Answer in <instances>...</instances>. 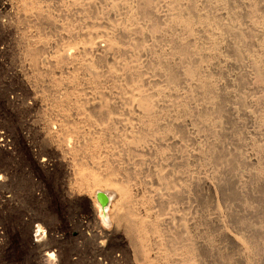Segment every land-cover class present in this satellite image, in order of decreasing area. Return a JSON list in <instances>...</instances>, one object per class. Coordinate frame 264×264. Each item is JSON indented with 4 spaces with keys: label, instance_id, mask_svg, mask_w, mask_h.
<instances>
[{
    "label": "rangeland",
    "instance_id": "rangeland-1",
    "mask_svg": "<svg viewBox=\"0 0 264 264\" xmlns=\"http://www.w3.org/2000/svg\"><path fill=\"white\" fill-rule=\"evenodd\" d=\"M27 1L30 3H25ZM179 1L0 0V264H146L147 257L151 264L190 261L192 264H264V81H261L264 80V1L220 0L225 3L221 6L215 5L219 0ZM252 3L256 4L254 9ZM27 4L35 5L33 10L26 8L27 12L24 8ZM41 15L50 16L52 22ZM180 17L184 20L192 17L195 29L190 42L178 25ZM199 17L211 18L210 22L217 25L211 24L208 29L201 24L198 26ZM236 31L238 36H230ZM205 32L214 38L212 51ZM186 41L191 44L188 49L195 46L197 53H201L199 57L207 55L204 63L194 58L196 61L191 59L186 61L188 64H181L176 54L180 43ZM111 42L116 45L114 50ZM31 49L38 51L37 68L41 69V74L30 64L28 50L31 52ZM206 50L211 52L208 54ZM236 50L241 51V55L238 52L237 56ZM56 56H62L65 61L60 68L53 66ZM86 65L92 70H86ZM184 70H189L188 74ZM259 75L262 79L257 78ZM168 77L171 78L168 80ZM58 78L61 82L56 85L54 81ZM73 78L75 83L70 81ZM207 80L204 83H210L211 89L199 91V85ZM178 81L184 83L178 85ZM69 94L72 97L66 103L64 96L69 97ZM144 95H148L152 103L150 117L140 107ZM205 100L212 107L208 112H204L209 108ZM202 112L206 114L204 118H210L205 119L206 123ZM151 121L164 132L162 139L156 134L153 136V129L148 125ZM218 122L221 124L217 125ZM139 135L140 139L143 137L142 142L132 148L130 140ZM96 140L98 148H89ZM215 144L217 147H213ZM83 146L87 152L81 150ZM72 148L76 150L72 153L74 156ZM206 149L211 154L217 149L215 157L208 152V157L205 156ZM90 153L93 156L88 157ZM223 153H234L235 167L240 168H226L225 160L229 156ZM216 156H221L219 163ZM236 156L243 158L241 163ZM99 160L102 162L98 163ZM221 160L225 161L223 165ZM77 161L101 178H115L120 187L121 183L123 187L126 185L128 193L124 206L120 207H126L124 210L131 212L132 219L148 220L147 224L152 221L161 229L159 234L162 231L169 235L170 243L165 247L169 252L167 261L159 255L161 247L155 242L154 234H148L152 237L148 236L147 251H141L135 235L127 233L123 222L113 216L119 199L113 189L90 184L91 190L89 184L82 186L77 182ZM157 175L169 177L170 181L178 178L175 190L171 189L174 194L171 190L167 192L169 186L164 188ZM204 180L211 182L212 188L202 185ZM179 188L180 191H176ZM98 193L113 196L106 210L101 208ZM38 229L42 232L38 233ZM223 230L241 237L252 256L240 261L235 245L218 236ZM178 233H184L182 237L190 234L193 243L199 246L203 240L210 241L217 253L201 250L195 257L198 262L193 263L196 260H188L186 256L188 259L183 261V256L180 262L181 256L177 258L180 254L171 251V247L180 246V241L170 245L172 236ZM49 246L56 251L53 262L43 256Z\"/></svg>",
    "mask_w": 264,
    "mask_h": 264
},
{
    "label": "bare ground",
    "instance_id": "bare-ground-1",
    "mask_svg": "<svg viewBox=\"0 0 264 264\" xmlns=\"http://www.w3.org/2000/svg\"><path fill=\"white\" fill-rule=\"evenodd\" d=\"M29 1H30V0H29ZM146 1H147V0H146ZM180 1H181V0H180ZM180 1H179V2H180ZM188 1H189V0H188ZM188 1H187V2H188ZM205 1H206V0H205ZM211 1H212V0H211ZM226 1H227V0H226ZM241 1H243V0H241ZM249 1H250V0H249ZM253 1H254V0H253ZM263 1H264V0H263ZM183 2H184V1H183ZM224 2H225V1H224ZM235 2H236V1H235ZM256 2H258V1H256ZM25 3H30V2L27 1V2H25ZM31 3H32V2H31ZM193 3H194V2H193ZM213 3H214V2H213ZM236 3H237V2H236ZM241 3H242V2H241ZM254 3H255V2H254ZM33 4H34V2H33ZM35 4H36V3H35ZM186 4H187V3H186ZM214 4H215V3H214ZM222 4H225V3H223V1L221 2V1L219 0L215 5H220V6H221ZM226 4H227V3H226ZM229 4H230V3H229ZM231 4H232V3H231ZM250 4H251V2H250ZM252 4H253V3H252ZM31 5H32V4H31ZM142 5H144V2H143ZM179 5H180V4H179ZM189 5H190V4H189ZM189 5H188V6H189ZM209 5H210V3H209ZM215 5H214V6H215ZM254 5L256 6V4H253V6H252L253 9H254ZM257 5H258V4H257ZM259 5H260V4H259ZM262 5H263V4H261V6H262ZM28 6H29V7H28ZM34 6H35V5L31 6V7H32V10H33ZM144 6H145V5H144ZM180 6H181V5H180ZM188 6H187V7H188ZM227 6H228V5H227ZM229 6H230V5H229ZM250 6H251V5H250ZM31 7H30V4H29V5L27 4V5L24 6L25 9H26V8L28 9V8H31ZM196 7H197V6H196ZM242 7H243V6H242ZM259 7H260V6H259ZM259 7H258V8H259ZM144 8H146V10H147V7H146V6H145ZM188 8H189V7H188ZM246 8H247V7H246ZM27 9H26V10H27ZM141 9H142V8H141ZM179 9H180V8H179ZM182 9H183V7H182ZM232 9H233V8H232ZM237 9H238V8H237ZM242 9H243V8H242ZM250 9L253 10L251 7H250ZM143 10H144V9L141 10V11H142V14H143V12H145V11H143ZM194 10H195V9H194ZM260 10H261V9H260ZM262 10H263V9H262ZM34 11H35V10H34ZM183 11H184V10H183ZM255 11H257V10H255ZM258 11H259V10H258ZM27 12H28V10H27ZM29 12H32V11H29ZM93 12H94V11H93ZM191 12H192V11H191ZM246 12H247V11H246ZM32 13H33V12H32ZM239 13H240V12H239ZM252 13H253V12L251 11V14H252ZM180 14H181V12H180ZM180 14H179V16H180ZM182 14H183V13H182ZM185 14H186V13H185ZM233 14H234V13H233ZM36 15H37V14H36ZM147 15H148V13H147ZM183 15H184V14H183ZM241 15H243V14H241ZM263 15H264V14H263ZM37 16L39 17V15H37ZM43 16H44V15H43ZM43 16L41 15V17H43ZM143 16H145V15L143 14ZM181 16H182V15H181ZM187 16H188V15H187ZM231 16H232V15H231ZM38 17H37V19H38ZM41 17H40V18H41ZM44 17L47 18V19H46L47 22H49V23L52 22V21H51L52 19H51L50 16L47 17V16L45 15ZM44 17H43V19H45ZM145 17H146V16H145ZM175 17H176V16H175ZM202 17H205V16H202ZM206 17H207V16H206ZM235 17H236V16H235ZM245 17H246V16H245ZM176 18L178 19V14H177V17H176ZM182 18H184V17H182ZM191 18H192V17H190L189 19L184 20V19H181V17H180L179 24H178V25L182 28V31H183L184 33H186L187 36L190 38L189 42L192 40L191 37H192L193 32H194V29H195V28H194V25H193L194 23L191 22ZM208 18H209V17H208ZM41 19H42V18H41ZM197 19H198V18H197ZM209 19H211V18H209ZM209 19H207V18H200V17H199V20H198L199 22H197V23H198V26L201 24L202 26H203V25H204V26H207V29H208V27H209L211 24H213V23L210 22ZM238 19H239V17H238ZM250 19H251V18H250ZM255 19H256V18H255ZM192 20H193V19H192ZM211 20H212V19H211ZM214 20H215V19H214ZM218 20H219V18H218ZM260 20H261V19H260ZM220 21H221V20H220ZM258 21H259V20H258ZM176 22H177V21H176ZM193 22H194V21H193ZM218 23H219V22H218ZM221 23H222V22H221ZM256 23H257V22H256ZM152 24H153V23H152ZM176 24H177V23H176ZM215 24H216V23H215ZM215 24H213V25H215ZM249 24H250V23H249ZM216 25H217V24H216ZM250 25H251V24H250ZM152 26H153V25H152ZM155 26H157V25L155 24ZM158 26H159V25H158ZM179 26H178V27H179ZM202 26H201V27H202ZM176 27H177V26H176ZM227 27H228V26H227ZM156 28H157V27H156ZM210 28H211V27H210ZM210 28H209V29H210ZM223 28H224V26H223ZM241 28H242V27H241ZM151 29H152V28H151ZM154 29H155V28H154ZM157 29H158V28H157ZM178 29H179V28H178ZM215 29H216V28H215ZM218 29H219V28H218ZM230 29H231L230 31H232V28H230ZM180 30H181V29H180ZM221 30H222V28H221ZM223 30H225V29H223ZM151 31H152V30H151ZM155 31H156V29H155ZM155 31H154V32H155ZM178 31H179V30H178ZM182 31H181V32H182ZM199 31H200V30H199ZM203 31H204V30H203ZM206 31H207V30H206ZM208 31H209V30H208ZM227 31H228V30H227ZM238 31H240V30H238ZM244 31H245V30H244ZM255 31H256V30H255ZM149 32H150V31H149ZM221 32H222V31H221ZM224 32H226V31H224ZM228 32H229V31H228ZM249 32H250V31L245 32V33H249ZM152 33H153V32H152ZM178 33H179V32H178ZM202 33H203V32H202ZM202 33H201V34H202ZM229 33H230V32H229ZM229 33H228V34H229ZM236 33H237V31L235 32V34H232V35L229 34V35H230V36H233V35H234V36H235V35L238 36ZM198 34H199V33H198ZM220 34H221V33H220ZM226 34H227V32H226ZM226 34H224V35L226 36ZM239 34H240V33H239ZM242 34H243V33H242ZM184 35H185V34H184ZM194 35H195V34H194ZM202 35H203V34H202ZM205 35H206V32H205ZM212 35L215 36L214 34H212ZM212 35H209V36H212ZM240 35H241V34H240ZM247 35L249 36V34H247ZM199 36H200V35H199ZM199 36H198V37H199ZM206 36H207V35H206ZM206 36H205V37H206ZM213 36H212V37H213ZM218 36H219V35H218ZM244 36H245V34H244ZM250 36H251V35H250ZM250 36H249V38H250ZM198 37H197V38H198ZM207 37H208V36H207ZM239 37H240V36H239ZM241 37H243V35H242ZM189 38H188V39H189ZM202 38H203V37H202ZM221 38H222V37H221ZM232 38H233V37H232ZM236 38H238V37H236ZM244 38H247V37H244ZM244 38H243V39H244ZM259 38H260V37H259ZM259 38H258V40H259ZM193 39H194V38H193ZM208 39L210 40V44L212 45V48H211V51H212V49H214V46H215V42H214V40H213L214 38L212 39L211 37H208ZM233 39H234V38H233ZM243 39H242V40H243ZM185 40H187V39H184V41H185ZM216 40H217V39H216ZM234 40H235V39H234ZM239 40L241 41V38H239L238 41H239ZM247 40H248V38L246 39V41H247ZM193 41H194V40H193ZM205 41H206V40H205ZM232 41H233V40H232ZM243 41H244V40H243ZM248 41H249V40H248ZM113 42H115V41H113ZM113 42H111V43H113ZM206 42H207V41H206ZM225 42H226V41H225ZM191 43H192V42H191ZM216 43H217V42H216ZM228 43H229V42H228ZM228 43H226V44H228ZM239 43H240V42H239ZM239 43H238V44H239ZM241 43H242V41H241ZM248 43H249V42H248ZM256 43H257V42H256ZM244 44H245V41H244ZM249 44H251V42H250ZM110 45L112 46V49L114 50V48H115L116 45L113 46L114 43H113V44H110ZM189 45H191V44H189V43L187 44V41H186V42H181V43H180V47L178 48V49H180V50L178 51V50L176 49V50L178 51V53H177L178 56H177V54H176V57H177V58L179 57V61L181 62V64H182V62H184L185 64H188V63H186V61L191 60V59H194V58H195L196 60H199V61H201V62L204 63V61H205L207 55H206V56H203V57H199V56L201 55V53H200V55L198 54L199 52L197 53L196 49H194L195 46H193L194 48H190V47H192V46H190V47H189L190 50H189V49H188V46H189ZM208 45H209V44H208ZM228 45H229V44H228ZM230 45H231V44H230ZM232 45H233V44H232ZM206 46H207V44H206ZM246 46H247V45H246ZM258 46H259V45H258ZM261 46H263V45H261ZM109 47H110V46H109ZM133 47H134V46H133ZM177 47H178V46H177ZM229 47H230V46H229ZM233 47H234V46H233ZM240 47H241V46H240ZM252 47H253V46H252ZM117 48H118V47H117ZM248 48H249V47H248ZM208 49H209V48H208ZM215 49H216V48H215ZM238 49H239V48H238ZM33 50H34V51H32V49H31V52L28 50V52H29L28 56H29V59L31 60V61H30V60H29V61L31 62L30 64H31L32 66H33V65L36 66V67H34V66H33V67L36 68V69L38 70V72H39V70H41V69H38V68H37V67H38V66H37V64H38V61H37V60H39V59H37V58H38V57H37V55H38L37 52H38V51H35V49H33ZM198 50H199V49H198ZM200 50H201V49H200ZM239 50H241V49H239ZM239 50H236V51H235V53H236L237 56H239V53L241 52V51H239ZM244 50H245V48H244ZM250 50H251V49H250ZM250 50H249V51H250ZM253 50H254V49H253ZM204 51H205V50H204ZM206 51H207V50H206ZM211 51H207L208 54H209ZM249 51H247V52H249ZM39 52H40V51H39ZM238 52H239V53H238ZM36 53H37V54H36ZM202 53H203V52H202ZM245 53H246V52H245ZM204 54H205V53H204ZM233 54H234V53H233ZM233 54H232V55H233ZM243 54H244V52H243ZM216 55H217V54H216ZM236 55H235V57H236ZM240 55H241V53H240ZM38 56H39V55H38ZM68 56H69V55H68ZM209 56H210V55H209ZM209 56H208V57H209ZM247 56H248V55H247ZM249 56H250V55H249ZM254 56H255V54H254ZM198 57H199V58H198ZM241 57H242V56H241ZM241 57H240V58H241ZM64 58H66V57H64ZM68 58H69V57H68ZM215 58H216V57H215ZM233 58H234V57H233ZM257 58H258V57H257ZM195 59H194V60H195ZM217 59H218V58H217ZM231 59H232V58H231ZM235 59H236V58H235ZM235 59H234V60H235ZM245 59H246V58H245ZM245 59H244V60H245ZM53 60L55 61V62H54L55 64H53V66H55V67H56V66H59L58 68H60V67H61L60 65H62V64L65 62L62 56H58V57L56 56L55 59H53ZM196 60H195V61H196ZM209 60H210V58H209ZM212 60H213V59H212ZM39 61H40V60H39ZM195 61H193V62H195ZM261 61H262V60H261ZM158 62H159V61H158ZM177 62H178V61H177ZM180 62H179V63H180ZM197 62H198V61H197ZM201 62H200V64H201ZM254 62H255V61H254ZM155 63H156V62H155ZM190 63H191V62H190ZM206 63L208 64L209 62H206ZM237 63H238V62H237ZM251 63H252V62H251ZM256 63H257V62H255V64H256ZM181 64H179V65H181ZM197 64H198V63H197ZM212 64H213V63H212ZM212 64H211V65H212ZM257 64H259V63H257ZM257 64H256V65H257ZM38 65H39V64H38ZM88 65H90V64H88ZM160 65H161V64H160ZM190 65H191V64H190ZM201 65H202V64H201ZM201 65H200V66H201ZM251 65H252V64H251ZM184 66H186V65H184ZM198 66H199V65H198ZM200 66H199V68H200ZM214 66H216V65H214ZM226 66H227V64H226ZM235 66H236V65H235ZM86 67H87V65H86ZM159 67H160V66H159ZM161 67H162V66H161ZM179 67H180V66H179ZM186 67H187V66H186ZM192 67H193V66H192ZM210 67H211V66H210ZM242 67H243V66H242ZM253 67H255V65H254ZM39 68H40V67H39ZM84 68H85V67H84ZM88 68H90V67L88 66L87 69H86V68H85V69L88 70ZM163 68H164V67H163ZM181 68H182V65H181ZM187 68H188V67H187ZM189 68H190V67H189ZM199 68H198V69H199ZM205 68H206V67H205ZM212 68H213V67H212ZM260 68H262V67H260ZM158 69H159V68H158ZM164 69H165V68H164ZM182 69H184V68H182ZM185 69H186V68H185ZM191 69H192V68H191ZM201 69H202V68H201ZM218 69H219V68H218ZM254 69H255V68H254ZM257 69H259V66L256 68V71H255L256 74H257V72H258ZM89 70H92V69L90 68ZM189 70H190V69H189ZM189 70H188V71H189ZM205 70H206V69H205ZM42 71H43V69H42ZM42 71H41V72H42ZM134 71H135V70H134ZM134 71H133V72H134ZM188 71H185V70H184V73L186 72V73L188 74ZM192 71H193V70H192ZM194 71H195V70H194ZM135 72H136V71H135ZM164 72H165V71H164ZM170 72H171V71H170ZM195 72H196V71H195ZM260 72H262V70H260ZM260 72H259V73H260ZM263 72H264V71H263ZM168 73H169V72H168ZM191 73H192V72H191ZM201 73H202V72H201ZM218 73H219V71H218ZM243 73H244V72H243ZM259 73H258V74H259ZM39 74H41V73L39 72ZM42 74H43V73H42ZM131 74H133V73L131 72ZM134 74H136V73H134ZM134 74H133V75H134ZM166 74H167V73H166ZM176 74H177V73H176ZM180 74H181V73H180ZM189 74H190V72H189ZM194 74H195V73H194ZM256 74H255V75H256ZM260 74H261V73H260ZM172 75H173V74H172ZM172 75H171V76H172ZM199 75H200V74H199ZM205 75H206V74H205ZM205 75H204V76H205ZM261 75H262V74H261ZM261 75H259V77H257V78H258V79H260V78L262 79V76H263V75H262V76H261ZM92 76H93V75H92ZM167 76H169V74H168ZM173 76L176 77L175 74H174ZM177 76H178V75H177ZM191 76H192V74H191ZM196 76H197V75H196ZM240 76H241V75H240ZM94 77H95V75H94ZM175 77H174L173 79H176V78H177V77H176V78H175ZM185 77H186V74H185ZM192 77H193V76H192ZM201 77H202V76H201ZM242 77H243V76H242ZM96 78H97V77H96ZM132 78H133V77H132ZM169 78H171V77H168V80H169ZM182 78H183V76H182ZM206 78H207V77H206ZM209 78H210V77H209ZM54 79H55V78H54ZM93 79H95V78H93ZM97 79H98V78H97ZM173 79H172V80H173ZM180 79H181V76H180ZM211 79H212V78H211ZM263 79H264V78H263ZM133 80H134V79H133ZM185 80H186V79H185ZM70 81H71V83H73V82L75 83V79H74V78H73L72 80H70ZM70 81H69V82H70ZM72 81H73V82H72ZM92 81H93V80H92ZM94 81H95V80H94ZM181 81H182V79H181ZM181 81H178V85L180 84L179 82H181ZM209 81H210V80H209ZM211 81H212V80H211ZM211 81H210V82H211ZM239 81H240V80H239ZM239 81H238V83H239ZM243 81H244V80H243ZM261 81H264V80H261ZM54 82H55L56 85H58V84H60L61 81H60L59 78H58V80H57V81L55 80ZM170 82H171V80H170ZM204 82H208V80H207V81H203V83H204ZM171 83L173 84V82H171ZM183 83H184V82H183ZM183 83H182V84H183ZM199 83H200V82H199ZM201 83H202V82H201ZM245 83H246V82H245ZM174 84H175V82H174ZM182 84H180V85H182ZM209 84H210V83H209ZM209 84H208V85H207V84L205 85V83H204V85H202V86H201V84H200L198 90L200 91V89H201V90L204 89L205 91H207V90H209V88L211 89L212 86L209 85ZM258 84H259V83H258ZM189 85H190V84H189ZM192 85L194 86V84H192ZM241 85H243V84H241ZM54 86H55V85H54ZM196 86L198 87V85H196ZM210 86H211V87H210ZM200 87H201V88H200ZM182 88H183V87H182ZM190 88H191V87H190ZM182 90H183V89H182ZM204 90H203V91H204ZM69 92H70V91H69ZM186 92H187V90H186ZM195 92H197V91H195ZM208 92H209V91H208ZM210 92H211V90H210ZM210 92H209V93H210ZM182 93H183V92H182ZM188 93H189V92H188ZM188 93H187V94H188ZM200 93H202V91H201ZM203 93H204V92H203ZM212 93H213V91H212ZM212 93H211V94H212ZM215 93H216V92H215ZM65 94H66V93H65ZM70 94H71V93H70ZM70 94H69V97L66 95L68 98H67L66 96H64V100H63V101H65L66 103L69 102V101H70L69 98H70V96H71ZM194 94H195V93H194ZM206 94H208V93H206ZM213 94H214V93H213ZM195 95H196V94H195ZM216 95H217V94H216ZM216 95H214V100H215ZM139 96H140V95H139ZM202 96H203V94H202ZM210 96H211V95H210ZM218 96H219V95H218ZM262 96H263V95H262ZM71 97H72V96H71ZM148 97H149L148 95H147V97H146L145 95H144V97H141V99H140V100H141V103H140L141 106H140V107L142 108V111H144L143 113H144L145 115H147V116L149 115L148 117H150L151 114H153V113L151 112V109H152L153 107L151 106L152 103H151V101H150V98H148ZM180 97H181V96H180ZM196 97H197V96H196ZM198 97H199V96H198ZM178 98H179V97H178ZM189 98H190V97H189ZM205 98H206V96H205ZM207 98H208V97H207ZM212 98H213V97H212ZM179 99H180V98H179ZM191 99H192V98H191ZM201 99H202V98H201ZM220 99L223 100L224 98H220ZM220 99H219V100H220ZM260 99H261V98H260ZM68 100H69V101H68ZM185 100H186V99H185ZM202 100H203V99H202ZM207 100H208V99H207ZM207 100H205V103L208 102L210 99H209L208 101H207ZM211 100H212V99H211ZM211 100H210V101H211ZM222 100H221L220 102H222ZM224 100H225V99H224ZM60 101H61V100H60ZM63 101H62V102H63ZM210 101H209V102H210ZM238 101H239V100H238ZM240 101H241V100H240ZM62 102H60V104H61ZM65 102H64V104H65ZM139 102H140V101H139ZM188 102H189V101H188ZM209 102H208V104H207L208 107H209V105H210ZM213 102H215V101H213ZM185 103H186V102H185ZM201 103H202V102H201ZM224 103H225V102H224ZM240 103H241V102H240ZM179 104L181 105V103H179ZM182 104H183V103H182ZM187 104H188V103H187ZM213 104H216V102L213 103ZM241 104H242V103H241ZM183 105H184V104H183ZM202 105H203V104H202ZM224 105H225V104H224ZM218 106H220V105H218ZM218 106H217V107H218ZM221 106H222V105H221ZM60 107H61V106H60ZM62 107H63V106H62ZM62 107H61V108H62ZM103 107H104V106H103ZM185 107H186V106H185ZM185 107H184V108H185ZM210 107H211V106H210ZM210 107L208 108L207 111H206L207 108L205 109V111L202 110V109H201V110L204 111V112H208L209 109H210ZM222 107H223V106H222ZM222 107H220V108H222ZM180 108H181V107H180ZM188 108H189V106H188ZM188 108H187V109H188ZM203 108H205V105H204ZM211 108H212V107H211ZM189 109H190V108H189ZM213 109H214V108H213ZM215 109H216V107H215ZM77 110H78V109H77ZM152 110H153V109H152ZM210 110H211V109H210ZM221 110H224V109H221ZM221 110H220V111H221ZM103 111H104V108H103ZM181 111H182V110H181ZM215 111H216V110H215ZM226 111H227V110H226ZM226 111H224V112H226ZM98 112L100 113V110H99ZM104 112H105V111H104ZM106 112H107V110H106ZM184 112H185V111H184ZM204 112H202V114H204ZM210 112H211V111H210ZM212 112H213V110H212ZM221 112H223V111H221ZM193 113H194V112H193ZM195 113H196V112H195ZM195 113H194V114H195ZM200 113H201V112H200ZM213 113L215 114V112H213ZM228 113H229V112H228ZM102 114H104V113H102V109H101V115H102ZM207 114H208V113H207ZM216 114H217V113H216ZM222 114H223V113H222ZM196 115H197V114H196ZM205 115H206V114H204L202 118H203L204 120H205V119L207 120L209 117H208V118H206V117L204 118ZM208 115H209V114H208ZM218 115H220V113H219ZM218 115H217V116H218ZM223 115H224V114H223ZM154 116H155V115H154ZM201 116H202V115H201ZM215 116H216V115H215ZM227 116H228V115H227ZM192 117H193V116H192ZM195 117H196V116H195ZM199 117H200V116H199ZM219 117H221V116H219ZM229 117H230V116H229ZM146 119H147V117H146ZM197 119H199V118H197ZM209 119H210V118H209ZM215 119H216V117H215ZM215 119H214V120H215ZM204 120L201 121V122L203 123ZM206 120H205V123H206ZM214 120H213V121H214ZM218 120H219V119H218ZM192 121H193V120H192ZM194 121H195V120H194ZM230 121H231V120H230ZM230 121H229V122H230ZM232 121H234V120H232ZM69 122H70V121H69ZM214 122H217V120L214 121ZM67 123H68V122H67ZM227 123H228V122H227ZM227 123H226V124H227ZM230 123H232V122H230ZM230 123H229V124H230ZM233 123H234V122H233ZM199 124H200V123H199ZM212 124H213V122H212ZM220 124H221V123H220ZM220 124H219V122H218L217 125H220ZM261 124H262V123H261ZM148 125H149L150 128L153 129V130L151 129V130L153 131L152 133L154 134L153 136H155V134H156V136H158V137H160V138L162 139V134H163L164 132H163V133L160 132L161 129H160V131H159L158 126H157V124L155 123V121H151ZM148 125H147V126H148ZM178 125H181V123L178 124ZM178 125H177V126H178ZM209 125H210V123H209ZM217 125H216V126H217ZM224 125H225V124H224ZM238 125H239V124H238ZM165 126H166V125H165ZM194 126H195V125H194ZM205 126L207 127V124H205ZM212 126H214V124H213ZM229 126H230V125H229ZM166 127H167V126H166ZM210 127H211V125H210ZM217 127H218V126H217ZM223 127H224V126H223ZM160 128H161V126H160ZM199 128H200V127H199ZM204 128H205V127H204ZM208 128H209V126H208ZM208 128H207V130L209 131L210 128H209V129H208ZM212 128H213V127H212ZM220 128H222V127H220ZM236 128H237V127H236ZM166 129H167V128H166ZM166 129H165V130H166ZM181 129H183V128H181ZM201 129H202V128H201ZM201 129H200V130H201ZM74 130H75V129H74ZM202 130H203V129H202ZM207 130H206V128H205V131H207ZM214 130H217V129L215 128ZM214 130L212 129L213 132H214ZM227 130H228V128H227ZM72 131H73V129H72ZM167 131H168V130H167ZM169 131H170V129H169ZM198 131H199V129H198ZM205 131H204V132H205ZM218 131H219V130H218ZM231 131H232V130H231ZM200 132H201V131H200ZM220 132H221V131H220ZM220 132H219V133H220ZM222 132H223V131H222ZM222 132H221V134H222ZM225 132H226V131H225ZM236 132H237V131H236ZM236 132H235V133H236ZM168 133H169V132H168ZM178 133H179V130H178ZM182 133H183V132H182ZM206 133H207V132H206ZM209 133H211V131H209L208 134H209ZM214 133H215V132H214ZM228 133H229V131H228ZM230 133H231V132H230ZM230 133H229V134H230ZM150 134H151V133H150ZM150 134H149V135H150ZM165 134H166V132H165ZM171 134H172V133H171ZM200 134H201V133H200ZM216 134H218V133H216ZM167 135H168V134H167ZM184 135H185V134H184ZM212 135H213V133H212ZM233 135H234V134H233ZM156 136H155V137H156ZM163 136H164V135H163ZM171 136H172V135H170V137H171ZM204 136H205V135H204ZM214 136H215V134H214ZM216 136H217V135H216ZM218 136L220 137V136H222V135H218ZM223 136H224V135H223ZM227 136H228V135H227ZM230 136H231V135H230ZM209 137H210V135H209ZM236 137H237V136H236ZM141 138L143 139V137H141ZM152 138H153V137H152ZM160 138H159V139H160ZM204 138H205V137H204ZM207 138H208V137H207ZM212 138H213V137H212ZM226 138H227V137H226ZM233 138H234V137H233ZM142 139H140V135H139V138H138V137H137V138H136V137L132 138V140H130V143H129V144L132 145V148H136V147L139 146L140 142H142V141H141ZM165 139H166V138H165ZM167 139H168V138H167ZM169 139H170V138H169ZM169 139H168V140H169ZM224 139H225V138H224ZM235 139H237V138H235ZM155 140H156V139H155ZM206 140H208V139H206ZM218 140H219V139H218ZM242 140H243V138H242ZM1 141H2V140H1V136H0V142H1ZM88 141H90V140H88ZM88 141H87V142H88ZM161 141H162V140H161ZM163 141H164V140H163ZM171 141H172V140H171ZM211 141H212V139H211ZM223 141H224V140H223ZM237 141H238V139H237ZM87 142H86V143H87ZM91 142H92V141H91ZM128 142H129V141H128ZM143 142H144V141H143ZM173 142H174V141H173ZM218 142L221 144L220 141H218ZM84 143H85V142H84ZM84 143H83V145H84ZM86 143H85V144H86ZM92 143H93V144H92ZM92 143H90V144H92V146H90V145L88 146L89 148L92 147L93 150H95L96 148H98V146H99V142H98V140L93 141ZM212 143H213V142H212ZM223 143H224V142H223ZM234 143H235V142H234ZM242 143H243V142H242ZM216 144H218V143H216ZM216 144H215V145H216ZM232 144H233V143H232ZM236 144H237V142H236ZM131 145H130V146H131ZM215 145H214L213 147H217V145H216V146H215ZM221 145H223V144H221ZM238 145H239V144H238ZM81 146H82V145H81ZM81 146H80V147H81ZM142 146H143V145H142ZM163 146H164V145H163ZM163 146H162V147H163ZM210 146H212V145H210ZM233 146H234V145H233ZM0 147H1V145H0ZM85 147H86V146H85ZM85 147L83 146L81 150L84 151V150L86 149ZM176 147H177V146H176ZM206 147H207V146H206ZM222 147H223V146H222ZM224 147H225V146H224ZM78 148H79V147H78ZM157 148H159V147H157ZM164 148H165V147H164ZM179 148H180V147H179ZM218 148H219V146H218ZM226 148H227V147H226ZM228 148H229V147H228ZM235 148H236V147H235ZM75 149H76V148H75ZM138 149H139V148H138ZM202 149H203V148H202ZM210 149H211V147H210ZM260 149H261V148H260ZM73 150H74L73 148H72V150H70V151H72L71 154H72V153H76V150H74L75 152H73ZM91 150H92V149H91ZM160 150H161V149H160ZM177 150H178V149H177ZM206 150H208V151H206L205 156H207V152H208L209 155H214V153L216 154V150H217V149H216V150L214 149L215 152L212 153V154H211V151L209 152V149H206ZM218 150H219V149H218ZM132 151H133V150H132ZM166 151H167V150H166ZM172 151H173V150H172ZM172 151H170V152H172ZM181 151H182V150H181ZM199 151H200V150H199ZM212 151H213V149H212ZM224 151H225V150H224ZM227 151H228V150H227ZM235 151H236V150H235ZM86 152H87V149H86ZM161 152H162V151H161ZM168 152H169V150H168ZM182 152H183V151H182ZM219 152L221 153V150H220ZM222 152H223V150H222ZM233 152H234V151H233ZM237 152H238V151H237ZM77 153H80V151L78 152V150H77ZM158 153H159V152H157V154H158ZM174 153H175V152H174ZM179 153H180V152H179ZM199 153H200V152H199ZM240 153H241V151H240ZM263 153H264V152H263ZM90 154H91V153H90ZM92 154H93V151H92ZM92 154L89 155V156L87 155V156H88V157L93 156ZM160 154L162 155L163 153H160ZM166 154H168V153H166ZM182 154L184 155V153H182ZM203 154H204V152H203ZM203 154H202V155H203ZM217 154H219V153L217 152ZM223 154L226 155V153H223ZM229 154H230V153H229ZM235 154H237V153H235ZM72 155L74 156V154H72ZM168 155H169V154H168ZM220 155L223 156L222 154H220ZM232 155H234V153H233ZM232 155H226V156H227V157L229 156L228 158L230 159ZM238 155H239V154H238ZM240 155H242V154H240ZM76 156H77V155H76ZM84 156H85V155H84ZM171 156H172V155H171ZM221 156H220V157H221ZM226 156H223L222 158L225 159ZM182 157H183V156H182ZM186 157H187V156H186ZM207 157H208V156H207ZM214 157H215V155H214ZM220 157L216 156L217 160H218ZM227 157H226V159H227ZM232 157H233V156H232ZM237 157H238V159H239V156H236V158H237ZM85 158H86V156H85ZM168 158H169V157H168ZM198 158H199V157H198ZM210 158H211V157H210ZM92 159H93V158H92ZM176 159H178V158H176ZM229 159H228V160H225V161H226L225 164L227 165L226 168L229 167L230 170L234 168V170H235L236 168L239 167V165H237L238 167H235V165H236V164H235V161H234V159H235V155H234V157H233V160H232V159L229 160ZM240 159H241V157H240ZM240 159H239V160H240ZM90 160H91V159H90ZM140 160H141V159H140ZM184 160H186V159H184ZM187 160H188V159H187ZM193 160H194V159H193ZM214 160H215V159H214ZM217 160H216V161H217ZM241 160H243V158H242ZM241 160H240V163H241ZM99 161H100V160H99ZM211 161H212V160H211ZM211 161H210V162H211ZM225 161H223V163H222V160H221L222 165L224 164ZM227 161H228V163H227ZM237 161H238V160H237ZM77 162H78V161H77ZM77 162H76V164H77ZM96 162H97V161H96ZM101 162H102V161H100V162H98V163H101ZM208 162H209V161H208ZM214 162H215V161H214ZM219 162H220V161L218 160L217 163H219ZM242 162H243V161H242ZM78 163H79V164H77V167L79 168V171H78L77 174H78L79 179H78L77 182H78L79 184H81L82 186H86L85 184H89L91 190L93 189L92 187H95V186L99 187V186H101V185H104V187L106 186V188L108 187V188L113 189V192L115 191L116 194H117V196L119 197L118 201L116 200V203H117V204H115V205H116V207H115L116 209L114 210V211H116V212H114L113 216L118 220V222H120V223L123 222L124 227H125V230L127 231V233H131V234L133 235V237H134V235H135V237H136V238L138 239V241H139V242L137 243V244L139 245L138 247L140 248V247L142 246V250H141V251H144V250L147 251V248H148V244H147L148 242H147V241H148V239H149V238H148V236H149L148 234H151L152 236H153V234H154V236L157 238V240H155V242L157 243L158 246L161 247V250H160V252H159V253H160L159 255H161V259H163L164 261H165V260L167 261V260H168L167 258H168V253H169V252L166 251L165 247H166L167 245H169V243H170V240H169V239H171V238L168 237L169 235L167 236L166 234L162 233V231H161L162 234H161V233L159 234V232H160L161 229L158 228V226H157L155 223H153L152 221H151V223L147 224V223H148V222H147L148 220L146 221V222H147V223H146V222H144V221L142 222V220H139V222H138V220L136 221V219H132L133 215L131 214V212H129V211H125L124 209H126V207H125V208H124V207L121 208L122 206L120 207V205H123V203L125 202V200H126V194L128 193V189L125 190V186H126V185L123 187V184L121 183L122 187L124 188V189H123L122 187L119 186V185H120V184H119V181L113 180V179H115V178H113V179H111V177H110V178H107V179H106V178H101V177H99L96 173L92 172V170L90 171V170L86 169V168H85L86 165L84 164V165H85V166H84V165H83V162H81V163L78 162ZM98 163H97V164H98ZM182 163H185V162H182ZM211 163H212V162H211ZM217 163H216V166H217ZM236 163H237V162H236ZM246 163H247V162H246ZM238 164H239V163H238ZM99 165H100V164H99ZM178 165H180V164H178ZM222 165H221V166H222ZM240 165H241V164H240ZM75 166H76V165H75ZM107 166H108V168H109V165H106V167H107ZM241 166H242V165H241ZM108 168H107V169H108ZM217 168H218V167H217ZM221 168H222V167H221ZM239 168H240V167H239ZM241 168H242V167H241ZM110 169H111V168H110ZM114 169H115V168H114ZM114 169H112V170H114ZM244 169H245V168H244ZM108 170H109V169H108ZM124 170H125V169H124ZM178 170H179V169H178ZM220 170H221V169H220ZM226 170H227V169H226ZM109 171H110V170H109ZM215 171H216V169H215ZM215 171H213V172H215ZM155 172H156V171H155ZM155 172H154V173H155ZM178 172L181 173V170L178 171ZM183 172H184V171H183ZM183 172H182V173H183ZM225 172H226V171H225ZM230 172H233V171H230ZM234 172H235V171H234ZM239 172L241 173V171H239ZM110 173H111V172H110ZM112 173H114V171H112ZM116 173H117V172H116ZM116 173H115V174H116ZM168 173H169V172H168ZM176 173H177V172H176ZM115 174H114V175H115ZM155 174H156V173H155ZM155 174H154V175H155ZM163 174H164V173H162L161 175H163ZM177 174H178V173H177ZM177 174H175V175H177ZM183 174H184V173H183ZM232 174H233V173H232ZM235 174H236V172L234 173V175H235ZM161 175H159V176L157 175V176H158V181H159V183H161V184L163 183L162 185H165L164 188H167L168 186H169V187H173V188H169V187H168L167 192H170L171 189H174V190H175L174 187H175V184L177 183L175 180H177L178 178L174 180V179L172 178L173 176H171L172 179H171V178H170V179H171L172 181H170V180H169V177H167V178L165 177L166 179L169 180V181H168V180L165 181L164 176H161ZM166 175H167V173H166ZM168 175H169V174H168ZM170 175H171V174H170ZM214 175H215V174H214ZM236 175H237V174H236ZM76 176H77V175H76ZM180 176H181V175H180ZM238 177H239V176H238ZM257 177H258V176H257ZM126 178H128V177H126ZM151 178H152V176H151ZM196 178H197V177H196ZM196 178H195V179H196ZM252 178H253V177H252ZM154 179H155V178H154ZM154 179H152V180L154 181ZM250 179H251V177H250ZM254 179H255V178H254ZM150 180H151V179H150ZM156 180H157V177H156ZM156 180H155V181H156ZM173 180H174V181H173ZM234 180H235V179H234ZM236 180H237V179H236ZM158 181H157V182H158ZM177 181H178V180H177ZM179 181H180V179H179ZM181 181H182V180H181ZM185 181H186V180H185ZM197 181L199 182L198 179H197ZM197 181L195 180L196 183H197ZM200 181H201V180H200ZM220 181H221V180H220ZM220 181H219V182H220ZM126 182H127V181H126ZM126 182H125V183H126ZM187 182H188V181H187ZM236 182H237V181H236ZM125 183H124V184H125ZM154 183H155V182H154ZM178 183H180V182H178ZM183 183H184V182H181V184H183ZM193 183H194V182H193ZM201 183H203L202 185H205L207 188H212V187H211L212 185L210 184L211 182L209 183V181H207V180H204V181L201 182ZM90 184L93 185V186L91 187ZM157 184H158V183H156V185H157ZM187 184H188V183H187ZM187 184H186V185H187ZM189 184H190V183H189ZM189 184H188V185H189ZM77 185H78V184H77ZM127 185H128V184H127ZM188 185H187V187H189ZM78 186L80 187V185H78ZM89 186H88V187H89ZM157 186H158V185H157ZM166 186H167V187H166ZM177 186H178V185H177ZM181 186H182V185H180V187H181ZM97 187H96V188H97ZM158 187H159V186H158ZM160 187H161V185H160ZM182 187L184 188V186H182ZM202 187H203V186H202ZM81 188H84V187H81ZM85 188H87V187H85ZM90 188H88V189L90 190ZM177 188H178V187H177ZM177 188H176V189H177ZM183 188H182V189H183ZM88 189H87V190H88ZM109 190H110V189H109ZM168 190H169V191H168ZM174 190H173V191L171 190V192H173V194L175 193ZM206 190H207V189H206ZM110 191H111V190H110ZM163 191H164V189H163ZM176 191H180V188H179L178 190H176ZM185 191H186V190H185ZM187 191H188V190H187ZM89 192H90V191H89ZM98 192H99V191H98ZM115 192H114V193H115ZM126 192H127V193H126ZM129 192H130V191H129ZM165 192H166V189H165ZM234 192H235V191H234ZM180 193H182V192H180ZM99 194H100V193L97 194V198H98V195H99ZM108 194H109V193H108ZM178 194H179V193H178ZM233 194H234V193H233ZM233 194H232V195H233ZM103 195H104V197L107 199V201H109V199L113 198V196L108 197L106 194H103ZM166 195H167V194H166ZM176 195H177V194H176ZM235 195H236V194H235ZM129 196H130V195H129ZM129 196H128V197H129ZM167 196H169V193H168ZM167 196H166V197H167ZM194 196H195V195H194ZM130 197H131V196H130ZM170 198H171V197H170ZM173 198H174V197H173ZM194 198H195V197H194ZM116 199H117V198H116ZM127 199H128V198H127ZM114 200H115V198H114ZM127 201H128V200H127ZM242 201H243V200H242ZM245 202H246V201H244V203H245ZM99 203H100V202H99ZM107 203H108V202H107ZM109 203H110V202H109ZM114 203H115V201H114ZM216 204H217V203H216ZM100 205H101V204H100ZM107 205H108V204H107ZM107 205L104 206V207L101 205V208H102L103 210H106V209H107V208H106ZM242 205H243V204H242ZM247 205H248V204H247ZM95 206H96V205H95ZM123 206H124V205H123ZM125 206H126V205H125ZM214 206H215V205H214ZM216 206H217V205H216ZM228 206H229V205H228ZM248 206H249V205H248ZM248 206H247V207H248ZM217 207H219V206H217ZM220 207H221V206H220ZM238 207H240V206H238ZM244 208H245V207H244ZM252 208H253V207H252ZM98 209H99V208H98ZM127 209H128V207H127ZM215 209H216V208H215ZM219 209H221V208H219ZM228 209H229V208H228ZM245 209H247V208H245ZM257 210H258V209H257ZM220 211H221V210H220ZM228 211H229V210H228ZM243 211H244V210H243ZM217 212H219V211H217ZM237 212H238V211H237ZM249 212H250V211H249ZM251 212H252V210H251ZM232 213H233V212H232ZM244 214H245V213H244ZM229 215H230V214H229ZM231 215H232V214H231ZM233 215H234V214H233ZM233 217H234V216H233ZM218 218H219V217H218ZM231 218H232V217H231ZM236 218H237V217H236ZM236 218H235V219H236ZM238 218H239V217H238ZM235 219H234V220H235ZM105 220H106V219L104 218V221H105ZM145 220H146V219H145ZM218 221H219V220H218ZM244 221H245V220H244ZM244 221H243V222H244ZM220 222H221V221H220ZM235 222H236V221H235ZM237 222H238V221H237ZM211 223H214V222H211ZM215 223H217L216 225L219 224V223L217 222V220H216ZM245 223H246V222H245ZM245 223H244V224H245ZM244 224H243V225H244ZM249 224H251V223H249ZM220 225H221V224H220ZM218 226H219V225H218ZM251 227H252V225H251ZM159 229H160V230H159ZM248 229H249V228H248ZM258 229H259V228H258ZM184 230H185V229H184ZM250 230H251V229H250ZM126 231H125V232H126ZM163 231H164V230H163ZM257 231H258V230H257ZM260 231H261V230H260ZM40 232H42V231H40V230L38 229V233H40ZM182 232H183V231H182ZM194 232H195V231H194ZM220 232H221V233H220L218 236L222 237L223 239L226 238L228 241L232 242V243L235 245V247L237 248L238 253H240V255H239V256H240V257H239V260H240V259H244V258L246 259L247 257H251V256H252V255L249 256V254H251L252 252H250V249H249V251H248V252H250V253L247 252V249H248V248H247V249L245 248V245H244L245 242H244V240L241 241V239H240L241 237L238 238L237 236H234L233 234L231 235V234L227 233V232L224 231V230H223V231H220ZM254 232H255V231H254ZM184 233H185V231H184ZM184 233H183V234H184ZM252 233H253V232H252ZM183 234H181V235L183 236ZM195 234H196V233H195ZM151 235H150V236H151ZM158 235H159V236H158ZM181 235H180L179 233L176 234V235H173V236H172V242H171V244H170V245H172V244H174L176 241H180V242H179L180 246H173V247H171L172 249L170 248L172 252H174V253H177V252H178V253L180 254V255H178V256L175 254V255L177 256V258L179 257V259H180V256H181V258H182L183 256H184V257L186 256V257L189 258V259H188V258L185 257V259L183 260V258H184V257H183V258L181 259L180 262H183V261H185V260H187V259H188V260H191V259H193V258L196 260L195 257L198 256L199 251H201V250H202V252L206 251V252H208L209 254H210V253L213 254V253L216 252L214 249H212V248H214V247L211 246V244L209 243L210 241H206V242H204V240H203V243H201L200 246H199L198 244H194V243H193V241H192L191 238H190V234H189V236H187V235H188V234H187L186 237H182ZM130 236H131V235H130ZM150 236H149V237H150ZM152 236H151V237H152ZM136 238H135V240H136ZM156 238H155V239H156ZM168 238H169V239H168ZM255 238H256V237H255ZM132 239H133V238H132ZM192 239H193V237H192ZM220 239H221V238H220ZM164 240H165V242H164ZM183 240H185V242H186L185 244H183ZM193 240H194V239H193ZM197 240L202 241V240L199 239V238H198ZM197 240H196V241H197ZM212 240H213V239H212ZM245 240H246V239H245ZM133 241H134V240H133ZM136 241H137V240H136ZM194 241H195V240H194ZM223 241H224V240H223ZM256 241H257V240H256ZM243 242H244V244H243ZM246 242H247V240H246ZM250 242H251V241H250ZM253 242H254V241H253ZM253 242H252V243H253ZM139 243L141 244V246H140ZM167 243H168V244H167ZM197 243H198V242H197ZM151 244H152V243H151ZM151 244H150V245H151ZM246 244L248 245V243H246ZM255 244H256V243H255ZM255 244H254V245H255ZM150 245H149V246H150ZM197 245H198L199 247L196 248ZM212 245H213V244H212ZM250 245H251V243H250ZM250 245H249V246H250ZM258 245H259V243H258ZM249 246H248V247H249ZM256 246H257V245H256ZM259 246H260V245H259ZM254 247H255V246H254ZM134 248H137V246H136V247L134 246ZM250 248H253V247H250ZM137 249H138V248H137ZM140 249H141V248H140ZM140 249H139V250H140ZM231 249H232V248H231ZM254 249H255V248H254ZM254 249H253V250H254ZM258 250H259V249H258ZM145 251H144V252H145ZM169 251H170V250H169ZM175 251H176V252H175ZM259 251H260V250H259ZM135 252H136V251H135ZM232 252H233V251H232ZM254 252H255V251H254ZM55 253H56V251L53 250V248H51V246H49V247L45 248V251H44L43 256H44V258H47V260H50V261L53 262V261L56 259V254H55ZM133 253H134V251H133ZM137 253H138V252H137ZM178 253H177V254H178ZM216 253H217V252H216ZM255 253H256V252H255ZM257 253H258V251H257ZM139 254H140V253H139ZM146 254H147V253H146ZM206 254H207V253H206ZM235 254H236V252H235ZM173 255H174V254H173ZM217 255H218V254H217ZM236 255H237V254H236ZM139 256H140V255H139ZM135 257H137V256H135ZM144 257H146V256H144ZM218 257H219V256H218ZM148 258H149V257L146 258L147 260L145 259V260H146V264H151V263H150L151 260H149ZM190 258H191V259H190ZM199 258H200V257H199ZM252 258H253V257H252ZM254 258H255V256H254ZM200 259H201V258H200ZM207 259H208V258H207ZM236 259H238V258H236ZM247 259H248V258H247ZM249 259H250V258H249ZM45 260H46V259H45ZM182 260H183V261H182ZM224 260H225V259H224ZM251 260H252V262H253V259H251ZM251 260H249V261H251ZM240 261H242V260H240ZM243 261H244V260H243ZM249 261H248V262H249ZM144 262H145V261H144ZM191 262H192V261L187 262V264H188V263L192 264ZM196 262H198V260H196V261L193 262V263H196ZM222 262H223V261H222ZM225 262H226V261H225ZM244 262H245V261H244ZM248 262H247V263H248ZM176 263H177V262H176ZM219 263H220V262H219ZM235 263H236V262H235ZM238 263H239V262H238ZM249 263L251 264V262H249ZM185 264H186V262H185ZM196 264H197V263H196ZM207 264H208V263H207ZM213 264H214V263H213ZM239 264H240V263H239Z\"/></svg>",
    "mask_w": 264,
    "mask_h": 264
},
{
    "label": "water",
    "instance_id": "water-1",
    "mask_svg": "<svg viewBox=\"0 0 264 264\" xmlns=\"http://www.w3.org/2000/svg\"><path fill=\"white\" fill-rule=\"evenodd\" d=\"M98 201L100 202V204L104 207L107 205V199L104 197V195L102 193H100L98 195Z\"/></svg>",
    "mask_w": 264,
    "mask_h": 264
}]
</instances>
